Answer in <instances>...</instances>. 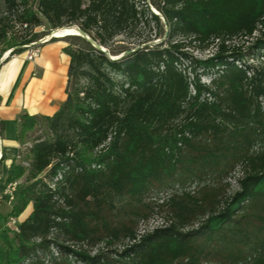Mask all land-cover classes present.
<instances>
[{"label": "trees", "instance_id": "obj_1", "mask_svg": "<svg viewBox=\"0 0 264 264\" xmlns=\"http://www.w3.org/2000/svg\"><path fill=\"white\" fill-rule=\"evenodd\" d=\"M2 2L0 55L76 26L122 56L65 36L64 100L50 116L20 114L5 183L25 184L9 217L31 209L17 232L0 228V264H264V0ZM119 36L136 49L111 46ZM238 37L252 38L246 50ZM192 45L214 50L196 58ZM156 209L166 223L138 233ZM53 232L121 248L109 259L60 244L46 259Z\"/></svg>", "mask_w": 264, "mask_h": 264}, {"label": "crops", "instance_id": "obj_2", "mask_svg": "<svg viewBox=\"0 0 264 264\" xmlns=\"http://www.w3.org/2000/svg\"><path fill=\"white\" fill-rule=\"evenodd\" d=\"M62 45L45 42L33 60L24 53L2 54L0 60V186L18 157L20 114L52 115L65 98L69 57ZM5 53V52H4ZM1 58V56H0ZM29 211L23 216L25 217ZM23 217L19 216V219Z\"/></svg>", "mask_w": 264, "mask_h": 264}, {"label": "rangeland", "instance_id": "obj_3", "mask_svg": "<svg viewBox=\"0 0 264 264\" xmlns=\"http://www.w3.org/2000/svg\"><path fill=\"white\" fill-rule=\"evenodd\" d=\"M4 10V5L2 0H0V11ZM11 19H13V17H11ZM18 26H15V29H17ZM254 35H258V33L256 32V34ZM43 38V37H42ZM41 38V39H42ZM41 39L39 41H41ZM59 40L57 41H53L56 42L57 45H62L65 46L67 44L66 42V38L65 36L63 37H59ZM62 39V40H61ZM50 40V39H49ZM48 40V41H49ZM162 40V38L156 39L152 42V44H155L157 42H160ZM38 41V42H39ZM252 41V38H245V37H238L235 42L238 44H243L244 45V50H246V46L249 45V43ZM52 42V41H49ZM33 44V43H32ZM43 45V43H39V46H30L27 45L25 50L23 51L25 57H26V52L31 51L32 49H38L39 53H40V47ZM111 46L113 47H118V48H125V47H130L131 49L134 48L135 45L133 44H128V41L123 37V36H119L115 39L114 42L111 43ZM0 49H1V45H0ZM189 55H191L192 57H196V58H206L208 56H210L213 53L214 48L213 47H208L207 49L201 50L195 46H189L187 48L184 49ZM4 54V53H3ZM39 55V54H38ZM2 59V54L0 55ZM257 56V55H256ZM247 61L249 63H255L256 62V58H248ZM201 80L204 82H209L210 80V76L207 75H202L201 76ZM81 83H85V80L82 79L80 80ZM42 133V129L39 128L37 129L36 132H32L28 135V142L26 144H24L23 146H21V150L22 152L25 154L27 153L28 149L31 146V142L32 140H34L35 138H37L38 136H40ZM24 165H28L27 163H24ZM239 175V169H236L234 173H232L231 178H230V183H231V189L237 187L236 185V178ZM20 185H16L15 184V191H14V195L17 193V191L19 190L20 187H22L25 184L24 178L19 180ZM194 186H190V189H193ZM176 188V187H175ZM172 190L171 188L168 190H163L160 193H152L150 195V197H148V200H152V201H158L160 202L161 200L166 199L167 195L169 193H171ZM15 199L12 201L11 204H6L4 203H0V228L4 225L5 221L8 220L9 218V212L11 211V207L14 203ZM31 209V205H29L25 211L23 212V214L21 215V217H23L28 211H30ZM168 218V212L163 209L162 211L159 210H154L147 219H140L137 223V231L138 233H143L144 231H150L151 229L155 228V227H160L162 225H164L167 221ZM19 220V218H18ZM48 239L51 241L50 246H49V251L46 252V259H49L51 256L52 257H59L61 255V251L58 249V245H64L67 247H71V248H79L82 247L84 249H86L91 255L95 254V253H100L103 254L104 256L108 257L109 259L112 258H116L117 254L116 252L120 250L121 245L120 244H113L111 246H107L106 245V241H98L95 243H90L87 244L86 242L83 244H77L74 242H70V241H65V239L61 236L58 235L57 233L53 232L52 234H50V236L48 237ZM116 251V252H115ZM40 253H42L40 251Z\"/></svg>", "mask_w": 264, "mask_h": 264}, {"label": "built area", "instance_id": "obj_4", "mask_svg": "<svg viewBox=\"0 0 264 264\" xmlns=\"http://www.w3.org/2000/svg\"><path fill=\"white\" fill-rule=\"evenodd\" d=\"M256 34V32L254 33ZM39 45L38 42L30 44V46H37ZM39 54V50L36 49H32L31 51L26 52V59L27 60H33L36 56H38ZM14 191H15V183H4L2 186H0V201L5 200L6 204H11L12 201L15 198L14 195ZM18 220L16 217H9L7 222H6V226L11 229L14 232L18 231Z\"/></svg>", "mask_w": 264, "mask_h": 264}, {"label": "bare ground", "instance_id": "obj_5", "mask_svg": "<svg viewBox=\"0 0 264 264\" xmlns=\"http://www.w3.org/2000/svg\"><path fill=\"white\" fill-rule=\"evenodd\" d=\"M156 12V10H154ZM157 13V12H156ZM76 33H79L77 31L76 28H74V26H63V27H59V28H56L54 30L51 31V33H48L47 35H45L40 42H43V41H48L51 37H63V36H66V35H70V34H76ZM80 34H83V32H80ZM85 34V33H84ZM86 36V35H84ZM95 43V42H94ZM100 48H103L101 46H99ZM9 52L6 51L4 54L7 55ZM111 58H114L115 56H111Z\"/></svg>", "mask_w": 264, "mask_h": 264}, {"label": "water", "instance_id": "obj_6", "mask_svg": "<svg viewBox=\"0 0 264 264\" xmlns=\"http://www.w3.org/2000/svg\"><path fill=\"white\" fill-rule=\"evenodd\" d=\"M153 12L155 13V14H157L158 15V13H156L155 11H154V9H153ZM74 28H76L77 29V31L79 32V33H76V34H70V35H79V36H81V37H83L84 39H86L87 41H89L91 44H92V46H94L96 49H98V50H100L101 52H103V53H105L110 59H119L122 55H119V56H116V57H114V58H111L110 57V54H109V52L103 47V48H100L99 46L100 45H98L96 42L94 43V41L85 33V32H83L81 29H79L78 27H76V26H74ZM52 31V30H51ZM51 31L49 32V33H51ZM80 32H83V34H80ZM85 33V34H84ZM84 35H86V36H84ZM51 38H59V37H51ZM50 38V39H51ZM45 42H47V41H43V42H38V43H45ZM102 47V46H101ZM134 49H136V48H134ZM134 49H131V50H128V51H126L125 53H129V52H131V51H133ZM10 52H11V50H10Z\"/></svg>", "mask_w": 264, "mask_h": 264}]
</instances>
